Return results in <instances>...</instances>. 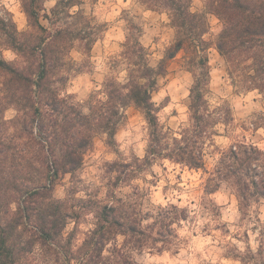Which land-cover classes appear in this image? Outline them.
Instances as JSON below:
<instances>
[{"label": "trees", "instance_id": "trees-1", "mask_svg": "<svg viewBox=\"0 0 264 264\" xmlns=\"http://www.w3.org/2000/svg\"><path fill=\"white\" fill-rule=\"evenodd\" d=\"M86 1L57 0L49 11L43 0H23L29 21L25 31L0 5V264H140L133 253L140 257L179 250L182 238L173 225L189 219V209L176 204L146 209V193L133 183L160 161L204 171L208 194L228 185L238 197L243 221L254 204L264 200V150L247 140L228 148L217 143L220 127L229 132L235 116L228 102H211L210 58L215 47L236 91L260 94L263 106L249 127L264 128V0H208L203 11L194 10L192 0H139L148 9L168 14L174 41L153 64L141 40L142 27L133 21L137 33L131 29L114 63L125 62L126 76L109 75L102 91L93 93L84 106L64 88L78 71L72 57L76 43L89 52L101 37L102 25L85 12ZM210 13L221 24L213 41L208 38ZM5 49L15 51L17 58L6 59ZM181 53L194 83L189 122L174 129L160 123L158 114L166 105L157 107L151 100L170 62ZM130 106L141 110L148 123L146 155L109 163L116 175L108 200L91 195V205H70L68 199L57 198L59 181L76 176L97 136L116 142ZM10 108L16 114L8 118ZM211 153L218 157L209 169ZM126 186L133 192L118 196L116 190ZM209 206L220 214L219 205ZM83 220L90 223L85 230ZM72 222L74 227L68 229ZM234 250L228 257L240 264H264V233L257 249L248 245L244 251Z\"/></svg>", "mask_w": 264, "mask_h": 264}, {"label": "rangeland", "instance_id": "rangeland-1", "mask_svg": "<svg viewBox=\"0 0 264 264\" xmlns=\"http://www.w3.org/2000/svg\"><path fill=\"white\" fill-rule=\"evenodd\" d=\"M207 1L192 0L193 9L206 10ZM43 2L50 11L57 0H43ZM22 4L23 0H0V5L14 14L19 29L25 31L29 28V21ZM83 8L88 15L102 25L101 37L89 52L84 51L81 43H76V47L72 50V57L77 63L78 71L73 72L72 78L64 88V93L73 94L77 101L87 106V100L90 96L93 93L102 91L103 83L109 75H117L121 79L126 76L125 62H121L116 66H114V63L120 58L119 55L124 49L123 44L126 42L131 29L137 33V29L133 27V21L142 27L141 40L151 52L153 64H157L164 57L166 49L175 39V30L166 12L148 9L139 0H98L96 2L87 0L83 4ZM209 21L211 32L208 38L213 41L221 24L219 19L211 13L209 14ZM5 51L12 52L17 58L15 51L11 49H5ZM210 58L212 66L211 86L213 89L211 102L214 105L228 102L232 106L235 116V124L229 132L226 131L225 126L220 127L222 134L217 136V143L222 148H228L238 140H247L258 145L264 142V135H261L264 128L253 130L249 127L250 118L262 109L260 94L257 91H236L228 77L225 60L215 47L210 49ZM193 83L194 74L190 71L183 53H181L170 62L169 72L162 80L161 89L155 96L160 91L165 90L166 95L160 104H165L164 108H166L174 102L175 98V103L186 107L187 120L180 121L178 119L180 116L179 111L173 108L171 113L165 116L164 124L174 129H179L182 125L188 124ZM185 92H187L186 97L184 96ZM9 113H12V115L9 116ZM15 114L16 110L14 108H10L6 112L8 118L13 117ZM141 119L146 121L141 110L134 106L128 107L125 120L116 137L121 132L128 131L131 135L127 139L134 141L135 128L140 126ZM144 127L147 128L146 139H148L147 121L145 126H141V131H144ZM146 149L147 144L144 149V156L146 155ZM127 152L128 155L126 156L124 152L120 151V144L117 139L114 144H110L107 135L97 136L93 149L86 155L84 166L76 173L74 178L71 174L62 178L54 191V195L61 198L57 194L62 192L63 197L61 199H68L70 205H91L87 201L91 195L97 196L100 200L110 199L112 194L110 181L114 178L116 172L110 171L109 163L123 160L131 161L136 155L134 144L129 145ZM108 155H114L115 159H105ZM217 157L218 155L215 153L207 156L206 161L209 169L213 168ZM156 167L160 169L159 173L153 170ZM207 177L208 174L202 170H192L165 160L155 163L140 174L138 179L134 180V185L140 186L146 193L143 197L146 209L173 204L168 201V196L170 192H175L178 194L172 197L176 200L175 204L180 207H187L190 211L189 219L183 220L180 226L175 225L179 234L180 232L185 233L181 236L179 250L172 248L164 252H147L149 257L161 258V261H154L153 264H162V258L165 254H167L169 260H175L179 257L180 260L188 261L189 257L194 256L197 264H240V262L228 257L233 255L235 247L242 251L246 250L248 245L253 249L258 248L262 233H264V200L255 203L251 208L250 216L243 221L239 200L233 189L228 185H224L219 191L208 194L205 190ZM161 180H163L162 187L160 186ZM156 191L159 192L164 201L168 202L165 204L153 203ZM132 192L133 188L130 186L116 190L117 195L121 197H126ZM75 197L84 200H76ZM209 205H219L220 214L210 211L208 209ZM233 208L234 212L229 211ZM226 216L229 219H225ZM257 217L261 218V222L257 221ZM198 221L204 223L201 224ZM89 226L90 223L83 220L81 228L85 230ZM73 227L74 222L70 223L68 229ZM227 229L230 232H227ZM246 231H249L248 238L245 236ZM182 252L184 253L183 256H181ZM143 256L144 254L140 257L143 258Z\"/></svg>", "mask_w": 264, "mask_h": 264}, {"label": "clouds", "instance_id": "clouds-1", "mask_svg": "<svg viewBox=\"0 0 264 264\" xmlns=\"http://www.w3.org/2000/svg\"><path fill=\"white\" fill-rule=\"evenodd\" d=\"M3 56L6 59H8V60H14L16 58L15 55L12 52H10V51L3 52ZM165 95H166V91L162 90L156 96L152 97L151 102L154 103L157 107H159L160 102L163 100ZM184 96L185 97L187 96V92L184 93ZM173 108H176L179 111L180 116L178 117V119L180 121H186L187 120V115H186L187 109H186V107H182V106L178 105L177 103H175V98H174V102L172 104L168 105V107L164 108L163 111L158 114L160 123H164L165 116L167 114L171 113ZM11 115H12V113H9V116H11ZM145 125H146V121L141 119L140 126H137L135 128V132H136V135H135V138H134L135 143H134L133 140L127 139V137H129L131 135V133L128 132V131H123V132H121V134H119L116 137L117 141L120 144V151L124 152V154L126 156L128 155L127 149L129 147V145H133L134 144L135 154L137 156L143 158L144 149H145L146 144H147V139H146L147 128L144 127V131H141V126H145ZM261 135H264V131L261 132ZM142 138H144V139H142ZM258 147L260 149L264 150V142L260 143L258 145ZM105 159L113 160V159H115V156L114 155H108V156L105 157ZM153 170L155 172H157V173L160 172V169L158 167L154 168ZM169 170L171 171V168ZM149 178H151V177H149ZM174 182L175 181L173 180V183ZM137 183H139V181H137ZM160 186L161 187L163 186V180L160 181ZM57 195L59 197H61V198L63 197V193L62 192L58 193ZM175 195H178V194L175 193V192H170V194L168 196V201H170L171 203L175 204L176 200L172 199V197L175 196ZM168 201H164L160 197L159 192L156 191L155 197L153 198V203H155V204H165ZM229 211H233L234 212L235 210L233 208V209H230ZM225 219H229V217L226 216ZM198 223L202 224L204 222L203 221H198ZM173 228H175V225H173ZM184 234H185L184 232H180L181 236H183ZM183 255H184V253L182 252L181 256H183ZM133 256H134L135 259H137L140 262V264H153L154 261H161V258H158V257H155V256L149 257L147 252L144 253L143 258L136 257L135 253H133ZM177 262H179V264H197V261L194 258V256L193 257H189L188 261L180 260L179 257H177L175 260H169L167 254H165L164 257L162 258V264H177Z\"/></svg>", "mask_w": 264, "mask_h": 264}]
</instances>
